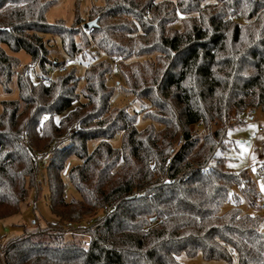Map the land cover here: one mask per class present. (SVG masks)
<instances>
[{"label":"trees","instance_id":"trees-1","mask_svg":"<svg viewBox=\"0 0 264 264\" xmlns=\"http://www.w3.org/2000/svg\"><path fill=\"white\" fill-rule=\"evenodd\" d=\"M54 3L0 0V86L18 90L1 101L0 224L31 192L56 220L2 238L5 263L183 264L200 254L264 264L262 195L252 168L234 170L229 157L230 132L264 116V0H103L86 18L77 8L71 26L47 21ZM67 59L92 64L83 77L77 67L30 76L31 63L47 74ZM115 69L135 114L112 102ZM138 116L150 121L142 130ZM36 153L51 155L46 185ZM256 174L264 181V160Z\"/></svg>","mask_w":264,"mask_h":264},{"label":"rangeland","instance_id":"rangeland-1","mask_svg":"<svg viewBox=\"0 0 264 264\" xmlns=\"http://www.w3.org/2000/svg\"><path fill=\"white\" fill-rule=\"evenodd\" d=\"M54 6L47 14V21L49 23H54L57 20H64L68 26H71L75 20L76 9L78 8V12L80 17L86 18L88 9L92 5L101 6L103 5V0H53ZM53 57H58L62 60L60 56V47H54ZM22 64H26L29 62V58L24 54L20 53L17 55ZM77 71L80 77H83L85 73V68L83 65L77 66ZM109 84L115 88L114 96L112 98V102L115 106L118 107H127L129 113L135 114L141 110L139 104L135 103L133 97L131 95H127L122 93L121 87L123 86L122 79L118 74L117 70H114L113 75L109 80ZM13 92L11 94H6L3 92V87L0 86V112L2 110L1 101L4 100H14L18 98V90L15 84L11 85ZM84 101V100H82ZM251 114V113H250ZM252 115V114H251ZM255 119H259L264 121V116L259 113H255ZM150 123L149 120L143 119L141 116L137 117L136 126L139 130H142ZM255 130V124H253L250 120L247 125L237 127L230 132V138H232L236 144V147H233L229 151L230 166L234 168V170H241L245 168H252V171L255 174V180L258 186V189L264 198V181L260 176L256 174V166L258 163L264 160V136H261L257 140L252 139L253 131ZM96 143L91 142L89 145V150L93 151ZM112 145L114 147H120L121 145V136H117L113 141ZM72 165H76L78 162L75 159H72ZM44 175L46 177V173L41 174V179L43 185L47 184V181H44ZM47 178V177H46ZM47 180V179H46ZM30 193V195L25 199L21 213L9 221H6L0 224V234L1 237L4 238H12L16 235H20L23 233V226L30 229L31 223L37 219L38 222H41L42 225L45 223L51 222L56 223V220L50 215V210L48 203L46 202L45 197L36 200L34 195ZM76 196V193L71 187L67 188V198L68 200L71 197ZM36 202L37 210H34L33 203ZM230 208V205H226L223 210L226 211ZM259 213V215H261ZM261 231L264 232V222L261 227ZM2 240V239H1ZM179 261L183 264H229L222 260H206L200 254L197 257L189 258L186 255H182L179 258ZM231 264H238V261L235 256H233V261Z\"/></svg>","mask_w":264,"mask_h":264},{"label":"built area","instance_id":"built-area-1","mask_svg":"<svg viewBox=\"0 0 264 264\" xmlns=\"http://www.w3.org/2000/svg\"><path fill=\"white\" fill-rule=\"evenodd\" d=\"M101 59H108V60L112 61L114 64H118L121 62L120 57L101 56L99 58V60H101ZM91 64L92 63L82 64V63H79L77 60L67 59L62 63L61 62L56 63L54 66H52L51 68H49L47 70V74H46V73L42 72V70H40V68L36 64L31 63L30 67H29V73H30L31 78L34 81L45 82L47 80H51V79L55 78L58 75H62L64 73H66L72 67H77L78 65H83L84 68H89L91 66ZM250 121L253 124H255V130L253 131L252 139L257 140L261 136H264V121L259 120V119H255L253 117L250 118ZM198 127L201 128L200 135L204 136L206 134V130L203 128V124L200 123L198 125ZM184 144H185V139L181 138L176 142L175 148L179 149ZM50 156H51L50 154L36 153L34 155V162H35V164L39 165L41 167V169L42 168L44 169L48 164ZM169 162H170V160H168V163ZM43 169L41 171H42V173H45ZM44 177H45V175H44ZM44 181H47L46 177L44 178ZM260 201L262 203L261 210L264 211V198L261 197ZM33 208H34V210H37L36 202L33 203ZM100 216H101L100 214L97 215L95 217V219H90L85 224H80V225H76V226H69L68 228L65 229L64 234L70 235L75 230H80L84 227H91L95 221L100 219ZM1 239H2V237L0 234V242H1ZM0 260L2 261L3 264H6L5 263V253L1 249V246H0Z\"/></svg>","mask_w":264,"mask_h":264},{"label":"water","instance_id":"water-1","mask_svg":"<svg viewBox=\"0 0 264 264\" xmlns=\"http://www.w3.org/2000/svg\"><path fill=\"white\" fill-rule=\"evenodd\" d=\"M97 25V19L87 22L83 25L84 30H89L92 29L93 27H95Z\"/></svg>","mask_w":264,"mask_h":264}]
</instances>
